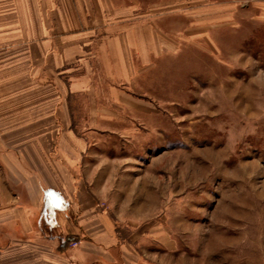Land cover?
<instances>
[{
	"label": "rangeland",
	"instance_id": "374dc122",
	"mask_svg": "<svg viewBox=\"0 0 264 264\" xmlns=\"http://www.w3.org/2000/svg\"><path fill=\"white\" fill-rule=\"evenodd\" d=\"M202 1L197 31L165 20L198 37L151 64L143 110L80 133L89 197L127 264H264V3Z\"/></svg>",
	"mask_w": 264,
	"mask_h": 264
},
{
	"label": "crops",
	"instance_id": "0c3cea01",
	"mask_svg": "<svg viewBox=\"0 0 264 264\" xmlns=\"http://www.w3.org/2000/svg\"><path fill=\"white\" fill-rule=\"evenodd\" d=\"M206 3L158 0L140 12L133 1L0 0V264H127L89 197L80 133L117 130L128 109L143 110L134 93L151 64L198 37L165 20L197 31Z\"/></svg>",
	"mask_w": 264,
	"mask_h": 264
}]
</instances>
